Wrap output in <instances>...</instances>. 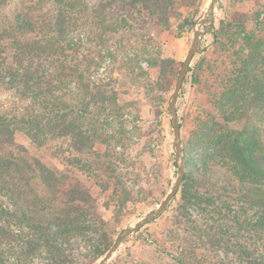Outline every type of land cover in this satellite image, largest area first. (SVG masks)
I'll return each instance as SVG.
<instances>
[{
	"label": "trees",
	"instance_id": "1",
	"mask_svg": "<svg viewBox=\"0 0 264 264\" xmlns=\"http://www.w3.org/2000/svg\"><path fill=\"white\" fill-rule=\"evenodd\" d=\"M120 1L140 3L150 23L151 19H158L160 26L167 27L166 8L171 0H0V86L9 95L6 107L0 109V194L10 204L0 201V264L27 262L22 248L50 256L46 264L71 263L73 258L68 256L64 244L78 229L82 230L85 220L94 219L104 226L105 221L96 211V195L80 184L75 190L67 189L65 183L68 164L90 181L99 179L100 173H105L108 181L117 178L111 166L116 155L100 153L95 146L122 142L128 133L124 129L125 116L129 114L126 109L133 102L120 101L117 79L112 76L115 67L110 66L108 77L99 76L105 55L87 53L85 45L106 44L113 49L118 38L141 35L147 29L145 21L132 24L128 12L115 13ZM243 1L246 0H235V6ZM227 8L223 15L228 13ZM235 13L248 17V21H256L261 14L257 11L253 17L245 12ZM194 17L187 19L190 27ZM203 22L217 41L220 34L212 12ZM124 51L127 55L128 50ZM106 56L110 63L111 58L112 64L116 63L113 53ZM125 58H121L122 64L116 69L126 66L130 79L145 74L135 59ZM247 62L243 72L238 70L229 96L243 94L256 85L264 97V87L257 86L261 80ZM150 64L157 62L151 59ZM204 65L201 54L193 66H188L196 87ZM245 105L241 101L230 102L226 108L221 106L220 110L231 116L213 117L208 127L203 124L195 172L184 171L172 200L179 193L181 201H194L204 214L211 216L212 224L203 231L210 246L237 252L241 264H264V246L257 258L255 250L240 240L246 231L260 237L264 231V137L258 131L261 121L249 120ZM16 131L26 134L33 147L49 152L66 169L50 167L40 156L29 155L15 141ZM195 181L196 187L189 184ZM36 185L43 187V196L37 193ZM224 193L228 200L216 197ZM61 195L67 196L61 199L66 206L62 210L54 207L55 199ZM23 227L28 229L27 234H23ZM87 229L91 232L85 237L90 242L93 234L90 227ZM25 235L26 248L19 246ZM101 241L87 248L90 263L102 257L114 239L103 247Z\"/></svg>",
	"mask_w": 264,
	"mask_h": 264
},
{
	"label": "rangeland",
	"instance_id": "2",
	"mask_svg": "<svg viewBox=\"0 0 264 264\" xmlns=\"http://www.w3.org/2000/svg\"><path fill=\"white\" fill-rule=\"evenodd\" d=\"M171 1L166 8L167 27L160 26L158 19H154V22L151 19L150 23L149 15L140 3L118 2L116 14L128 12L132 24H143L145 21L147 29L141 35L118 38L113 49L106 44L95 47L90 42L85 45L87 53L105 55L99 68V76L108 77L110 66L115 67L112 76L117 79L119 99L133 104L126 109L129 114L125 116L124 129L128 133L122 142L112 141L109 147L105 144L95 146V150L100 153L107 151L116 155L112 158L111 166L117 178L108 181L106 174L100 173L99 179L90 181L73 165H67L66 188L75 190L76 184H80L84 189H90L96 195V211L105 221L103 226L94 219L87 218L82 230L78 229L70 237L69 242L64 244L68 256L73 258V262L68 264H96L102 257L90 263L87 258L88 247L96 244L99 239L102 240V247L110 240L115 241L127 228L136 225L155 210L173 186L180 160H183L185 172H195L197 153L202 146L199 136L204 131L203 124L208 127L213 117L231 116L229 112L221 111V106L226 108L230 102L245 101L246 116L249 120L261 121L258 131L264 137V97L256 85L243 94L229 96V89L236 83L238 70L243 72L245 63L249 60L251 61L247 64L255 69L257 78L261 80L257 82V86L264 87V0H246L236 6L235 0H217L211 11L214 26L219 29L220 37L217 41L206 31V23L203 22L209 15L205 12L210 0ZM226 6L228 13L223 15ZM257 11L261 14L256 21H248V17L242 18L239 13H235L245 12L256 17ZM191 15L195 16L192 27L187 23ZM220 19L224 20L222 24L219 23ZM196 37H199V46L190 65L193 66L201 54L205 65L197 87L190 78L191 72L187 71L176 98L178 122H181L180 142L181 147L183 146L182 156L177 159L168 100L181 63ZM128 38L130 39L126 40ZM124 50H128L127 55ZM108 52L113 53L115 64H112V58L111 63L109 62L106 56ZM123 56L135 59L145 74L130 79L126 76V66L116 69L122 64ZM151 59L156 60L157 64L151 65ZM134 72L139 71L134 69ZM8 96L0 86V109L6 107ZM14 139L28 150L29 155L40 156L50 167L62 170L65 168L49 152L33 147L28 136L21 131L15 132ZM220 168L225 170L224 166ZM189 184L196 187V181ZM36 186L37 193L43 196V187ZM200 191L203 192V188ZM225 196V193L222 196L216 195L222 199ZM66 197L61 195L59 199H55L54 207L61 210L65 208L61 199ZM0 201L10 205L1 194ZM217 202L222 205L220 200ZM153 217L156 218L151 221ZM153 217L137 230L130 231L104 264H241L237 252L226 247L218 250L217 247L210 246L206 237H203V231L212 224V218L202 212L198 203H185L180 200L178 193L160 215ZM229 221L225 222L229 224ZM87 226L93 234L90 242L85 237L91 232ZM23 229V234H27L28 229ZM15 232H20V229ZM260 235L262 236L246 231L240 238L255 250L257 258L263 253L264 231ZM26 239L27 235L22 239L20 247L26 248ZM21 251L27 255V262L24 261L23 264H46L51 259L48 255L30 253L23 248Z\"/></svg>",
	"mask_w": 264,
	"mask_h": 264
},
{
	"label": "water",
	"instance_id": "3",
	"mask_svg": "<svg viewBox=\"0 0 264 264\" xmlns=\"http://www.w3.org/2000/svg\"><path fill=\"white\" fill-rule=\"evenodd\" d=\"M216 1L217 0H210L209 5L205 12L207 15L214 9ZM198 46H199V37H196L193 40L185 58L183 59L181 63L174 89L171 92V95L168 100V111L171 116V123H172V128H173V135H174L173 141H174V147H175V155L177 159H180L182 156V147H181V142H180V126H179L178 116L176 112V98L180 91L183 79L188 71V66L190 65L191 59L193 55L197 52ZM183 176H184V163H183V160H180L179 165H178V174H177L176 180L173 186L171 187L170 191L166 195V197L163 199V201L158 204L155 210L147 214L143 220L138 222L136 225L130 228H127L122 234L118 235V237L111 244L107 252L102 256V258L96 264H103L104 262L109 260L112 254L117 250L119 245L123 242V240L125 239V236L130 231L137 230L140 225L148 222L150 218H152L153 216H156L160 211L165 209V207L168 205V203L172 200L175 193L177 192L180 186V183L183 179Z\"/></svg>",
	"mask_w": 264,
	"mask_h": 264
}]
</instances>
